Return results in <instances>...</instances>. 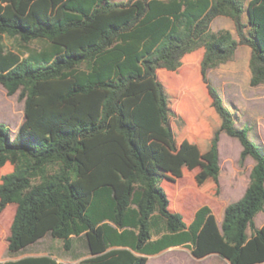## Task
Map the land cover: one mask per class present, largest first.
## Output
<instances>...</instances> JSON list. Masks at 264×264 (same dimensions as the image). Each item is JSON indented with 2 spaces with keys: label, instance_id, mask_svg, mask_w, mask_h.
I'll use <instances>...</instances> for the list:
<instances>
[{
  "label": "trees",
  "instance_id": "1",
  "mask_svg": "<svg viewBox=\"0 0 264 264\" xmlns=\"http://www.w3.org/2000/svg\"><path fill=\"white\" fill-rule=\"evenodd\" d=\"M219 15L232 19L239 39L212 30ZM31 41L42 50L28 49ZM239 44L251 48L250 85L264 84V0H0V85L20 92L24 113L14 134L0 122V167L12 166L0 176V212L16 205L8 251L45 234L66 248L84 232L93 251L121 248L77 264H146L177 245L197 259L264 264V224L254 222L264 207V150L249 125H235L207 76ZM200 47L205 107L218 123L208 140L189 145L173 111L178 92L167 91L157 70H176ZM222 131L239 141L240 165L253 159L249 182L220 225L207 204L187 224L161 182L175 158L183 169L172 181L199 168L196 183L212 181L209 193L218 194ZM0 264L62 263L27 256Z\"/></svg>",
  "mask_w": 264,
  "mask_h": 264
},
{
  "label": "rangeland",
  "instance_id": "2",
  "mask_svg": "<svg viewBox=\"0 0 264 264\" xmlns=\"http://www.w3.org/2000/svg\"><path fill=\"white\" fill-rule=\"evenodd\" d=\"M123 1V0H117ZM246 21V15L243 16ZM212 30L228 29L234 38L239 39L234 23L231 18L224 15L216 16L211 22ZM8 45H15V40L6 39ZM39 41H31L29 47H39ZM203 55V48L185 54L182 57L181 65L174 71L158 69L157 74L163 76L161 80L169 93L178 92V98L173 104V111L176 115L183 117L180 122L183 140L189 145L196 144L197 139L201 141L208 140L211 130H213L218 121L212 117L206 107L209 105V95L201 81L199 67ZM251 48L245 44H239L234 57L218 66L209 69L207 76L210 81L219 89L224 103L232 112L235 125L240 127L247 124L251 127L248 133L249 139L259 144L264 150V84L253 87L249 82V59ZM19 91L13 95H7L4 88L0 85V122H3L10 128L12 134L18 129L24 119L23 100L19 96ZM206 106V107H205ZM209 108V107H208ZM210 109H212L210 107ZM213 110V109H212ZM219 157V177L226 190L232 192L238 197L246 188L249 182L250 169L254 163L248 156L243 165L239 163V154L241 145L236 138L228 136L221 132L218 140ZM171 168L166 171L167 179H163L161 185L170 198L171 208H175L177 202L183 212L185 221L191 220L193 212L202 206L208 204L209 188L214 190L209 181V185L199 186L195 181V173L199 168L192 170L184 169L180 177L175 181L171 176L177 174L183 169L179 167L177 160L173 158ZM12 169L10 164L0 167V176ZM220 184V181H219ZM232 186V189L230 188ZM211 192V193H212ZM219 194V193H218ZM216 193V196H218ZM180 196V197H179ZM177 197H179L177 199ZM224 199L227 196L223 195ZM237 199V198H236ZM233 200H235L233 198ZM214 204V203H213ZM15 212L14 204H8L0 212V248L3 250L9 234L10 224ZM217 213V212H216ZM218 214V213H217ZM261 214L257 217L258 223L261 221ZM61 243V239L59 240ZM10 256V254H8ZM162 259L172 260L169 254L161 255ZM160 256H151L147 264H161ZM211 258H185L186 264H208Z\"/></svg>",
  "mask_w": 264,
  "mask_h": 264
},
{
  "label": "crops",
  "instance_id": "3",
  "mask_svg": "<svg viewBox=\"0 0 264 264\" xmlns=\"http://www.w3.org/2000/svg\"><path fill=\"white\" fill-rule=\"evenodd\" d=\"M112 1H117V0H112ZM6 39L7 38L4 37L5 44L10 48H15L16 41H15V45L11 46V45L7 44ZM28 49H30L31 51L39 52L40 50H42V47H41V45L39 47H29L28 46ZM248 75H249V82H250V76L251 75L250 74H248ZM258 86L259 85L253 86V87H258ZM219 181H220V191H219L218 196H216L213 193H209L208 194L209 200H208V204H207L211 208L218 225H220L222 222L225 207L229 203L239 199L244 193V191H243L238 197H235L234 194L228 190H226V192H224V187H223V184L220 180V177H219ZM230 188L232 189V186ZM223 195L224 196L226 195L227 199H224ZM233 198L235 200H233ZM14 207H16L15 204H14ZM195 211L191 215L192 216L191 220L193 218ZM261 212H262L261 221H260V223H258L257 217L260 215ZM190 221H185V222L188 224ZM254 222H255V226L258 228L264 224V207L261 211H259L255 215ZM247 232H248V235H250V232L249 231H247ZM59 240H60L59 238H54L50 234H45L44 236H42L41 238H39L35 242L28 244L27 246L15 251L14 253H10L8 251L7 241H6L4 249L2 250L0 248V262H5L8 260H17V259L27 257V256H49V257L55 259L57 262H61L62 264H77L83 260L96 259L98 256H101L103 253H105L107 251H111V250L121 248L117 245H109L105 249V251H97V248L93 251L91 249L88 238L84 232L79 234V235L71 236V242H70L69 246L66 248L63 246V242L61 243ZM94 246L98 247L97 244H95ZM8 254H10V256ZM163 254H169L172 257V260L170 259L167 261V259H162L161 255H163ZM154 255L160 256V258H161L160 263L161 264H186L185 258L192 257L189 249H187L183 246L177 245V246L169 247V248H167L163 251H160L156 254L147 255L146 264L148 263L149 258L151 256H154ZM192 258H194V257H192ZM203 258L204 259L211 258V260L208 264H228L226 260L222 259L221 257H219L216 254H209Z\"/></svg>",
  "mask_w": 264,
  "mask_h": 264
}]
</instances>
